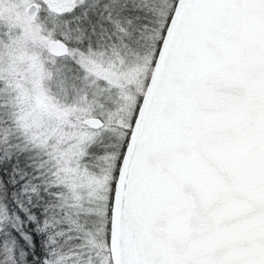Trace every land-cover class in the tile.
I'll return each mask as SVG.
<instances>
[{"label":"snow or ice","instance_id":"1","mask_svg":"<svg viewBox=\"0 0 264 264\" xmlns=\"http://www.w3.org/2000/svg\"><path fill=\"white\" fill-rule=\"evenodd\" d=\"M0 264H264V0H0Z\"/></svg>","mask_w":264,"mask_h":264}]
</instances>
